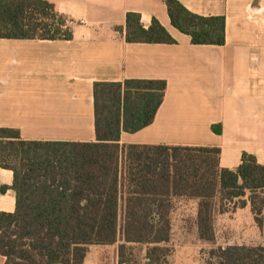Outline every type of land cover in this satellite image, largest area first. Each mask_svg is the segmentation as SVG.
Listing matches in <instances>:
<instances>
[{"label":"trees","instance_id":"1","mask_svg":"<svg viewBox=\"0 0 264 264\" xmlns=\"http://www.w3.org/2000/svg\"><path fill=\"white\" fill-rule=\"evenodd\" d=\"M172 24L193 44H225V16L191 12L166 0ZM0 38L70 40L67 19L46 0H0ZM128 42L175 43L154 19L126 18ZM167 81L130 78L94 83L96 141L26 140L17 128L0 127V168L13 171L16 210L0 211V254L5 264H83L88 246L119 240L148 244L146 264H167L173 212L179 198L198 200L199 238L215 243L217 213L244 207L248 198L263 224L264 164L244 152L236 169L220 164L221 148L168 144H121L153 123ZM5 188L2 189V192ZM215 264H264L263 245L219 246Z\"/></svg>","mask_w":264,"mask_h":264},{"label":"crops","instance_id":"2","mask_svg":"<svg viewBox=\"0 0 264 264\" xmlns=\"http://www.w3.org/2000/svg\"><path fill=\"white\" fill-rule=\"evenodd\" d=\"M46 1L67 19L73 38H0V127L17 128L26 140L96 141L95 82L164 79L167 89L153 123L123 131L122 145L215 146L224 168L236 170L244 152L264 164V0H179L193 13L225 16L223 45L193 44L172 24L166 0ZM130 11L146 28L157 19L176 42H128ZM13 181V171L0 168V211L16 210ZM245 199L244 207L230 203L223 214L241 225L242 212L249 213L255 226ZM256 224L264 240V223ZM92 246L100 264V252L112 245H89L83 264ZM6 260L0 254V264Z\"/></svg>","mask_w":264,"mask_h":264},{"label":"rangeland","instance_id":"3","mask_svg":"<svg viewBox=\"0 0 264 264\" xmlns=\"http://www.w3.org/2000/svg\"><path fill=\"white\" fill-rule=\"evenodd\" d=\"M197 206L193 201L186 198H179L175 202L173 212V230L172 238L168 243L171 253L168 256L167 264H215V259L211 255V251L219 246L228 245H261L264 240L259 238V233L263 230H255L258 226L256 219L255 226L249 223V213L242 212V224H238L231 214L217 213L216 217V233L215 243L202 241L197 232L196 212ZM233 204L226 206L227 209L232 208ZM264 223V222H263ZM263 226V224H262ZM119 240L116 244L100 252V264H146L148 244L130 243L127 245L125 253V263H120ZM93 253L90 254L88 264H97L98 254L95 252L97 247L92 246Z\"/></svg>","mask_w":264,"mask_h":264}]
</instances>
